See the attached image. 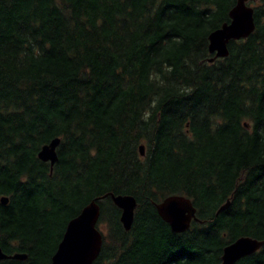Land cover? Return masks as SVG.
Returning <instances> with one entry per match:
<instances>
[{"label":"trees","instance_id":"trees-1","mask_svg":"<svg viewBox=\"0 0 264 264\" xmlns=\"http://www.w3.org/2000/svg\"><path fill=\"white\" fill-rule=\"evenodd\" d=\"M235 1L0 0V250L26 256L0 264H49L103 196L92 264H219L264 240V0L208 62ZM55 138L50 168L37 152ZM109 195L134 198L128 231ZM169 195L195 209L183 233L155 212ZM235 264H264V245Z\"/></svg>","mask_w":264,"mask_h":264},{"label":"water","instance_id":"water-1","mask_svg":"<svg viewBox=\"0 0 264 264\" xmlns=\"http://www.w3.org/2000/svg\"><path fill=\"white\" fill-rule=\"evenodd\" d=\"M248 0H236L234 6L228 12V23H223L207 36V51L212 58L222 59L227 56L226 45L228 41L246 39L254 30L253 9L248 6ZM59 139L50 140L37 152V159L46 162L51 168L56 161L55 149ZM139 155H143V146L138 147ZM96 198L88 202L79 213L70 219L64 228L61 239L50 257L49 264H92L96 259L100 247L102 234L96 228L99 217ZM113 206L119 210V222L124 231H128L132 219L135 200L128 195H109ZM7 202L5 197L0 198V203ZM228 202L223 204L218 211L224 210ZM155 212L162 222L174 234L188 230L191 222H196L195 209L189 199L181 195H169L154 204ZM264 245V240H256L249 237H239L223 247L219 264H235L239 259L249 256ZM24 254L6 255L0 250L2 260H25Z\"/></svg>","mask_w":264,"mask_h":264},{"label":"rangeland","instance_id":"rangeland-1","mask_svg":"<svg viewBox=\"0 0 264 264\" xmlns=\"http://www.w3.org/2000/svg\"><path fill=\"white\" fill-rule=\"evenodd\" d=\"M251 6V5H250ZM98 227V230L101 231V232H105V227L103 225L101 226H97Z\"/></svg>","mask_w":264,"mask_h":264},{"label":"bare ground","instance_id":"bare-ground-1","mask_svg":"<svg viewBox=\"0 0 264 264\" xmlns=\"http://www.w3.org/2000/svg\"><path fill=\"white\" fill-rule=\"evenodd\" d=\"M155 204V203H154Z\"/></svg>","mask_w":264,"mask_h":264}]
</instances>
